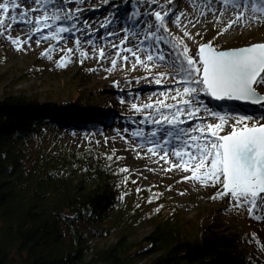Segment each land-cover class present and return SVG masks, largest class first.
Returning <instances> with one entry per match:
<instances>
[{
  "label": "trees",
  "instance_id": "16d2710c",
  "mask_svg": "<svg viewBox=\"0 0 264 264\" xmlns=\"http://www.w3.org/2000/svg\"><path fill=\"white\" fill-rule=\"evenodd\" d=\"M109 2L104 7L112 18L119 13L134 24L141 16L139 0H114L112 8ZM161 35L172 52L173 37H180L170 30ZM200 99L243 115L233 103ZM86 104L79 97L41 103L12 93L0 99V264H260L250 230L229 234L220 224L185 219L157 191L128 201L133 188L100 146L73 149L54 135L47 147H32L55 131L87 137L101 130L105 122ZM143 227L149 234L138 240Z\"/></svg>",
  "mask_w": 264,
  "mask_h": 264
},
{
  "label": "rangeland",
  "instance_id": "374dc122",
  "mask_svg": "<svg viewBox=\"0 0 264 264\" xmlns=\"http://www.w3.org/2000/svg\"><path fill=\"white\" fill-rule=\"evenodd\" d=\"M19 2L21 3L19 9H12L9 3L10 12L6 17L0 10V19L5 21V26L0 28V31L5 32L4 36H0V99L4 94L9 93L15 96L23 94L26 97L32 95L37 97L41 103L49 100L66 103L72 98L79 97L87 103V112H93L105 122L101 130H96L87 137L78 133L55 131L48 133V138L33 143L32 147L35 149L40 146L47 147L54 135L61 143L73 149L84 148L87 143L100 146L103 151L113 156L118 167L129 169L128 172L121 173L125 176V184L133 188L126 195L128 201L138 198L140 191H157L164 194L185 219L200 221V223L220 224L223 231L229 234H241L250 230L255 234L256 240L253 252L258 256L260 264H264V220L251 218L246 210L232 208L231 205L234 202L230 201L227 196L213 199L223 191L221 185L203 187L198 182L185 180L184 177L190 176L191 173L176 168L172 171H165L170 164L159 160L158 156L147 153V147L154 146L147 140L155 139L150 134L160 126L149 122L151 119L149 114L153 110L146 109L142 113H137L131 105L136 103L142 106L146 103H154L156 99H163L160 93L180 87V85L174 84L171 79L161 85H156L152 82L156 74L171 73L170 68L155 67L148 72L142 65H137L133 69L134 58L121 51V56L129 55V60L123 61L116 55L120 50L113 47V44L119 45L125 35L129 36V41L124 47H134L138 44L139 38H142L147 31L144 22L155 23L154 17L144 14L145 10H160L159 6L152 4L149 8L147 4L140 3L141 16L136 23L132 24L125 23L119 13H116L113 18L110 17L108 8L104 7L105 0L68 3L67 8L81 10L78 14L79 18L70 23V26L73 23L76 24L73 35L63 34V39L57 41L41 39V34L35 33V26L24 22L28 18L34 21L42 14L31 12L29 17L23 15L30 7H37L32 0H19ZM160 2L172 12V15L167 18V26L171 34L183 39L190 49L189 54L194 57L201 44L211 43L217 51H225L264 43V24L233 27L224 32L225 25L235 18L236 12L231 5H228V11L221 16L223 6L219 0H213L212 8L216 16L220 17V22H216L213 13L205 7L208 0H176L173 4H167V0H160ZM114 5V0H111L107 7L112 8ZM179 13H185V15L181 17L180 26L177 27L173 20ZM247 15L254 14L249 11ZM101 25L107 26L101 27ZM55 28L56 26L45 29L43 35L51 36ZM184 32L190 33L192 39L185 37ZM221 32L224 34L221 35ZM132 33L137 35L133 36ZM29 36L31 39H27ZM9 37L19 38L21 41L27 40V43L23 45V50H16V46L11 43ZM76 40L81 41L80 45H76ZM147 43L151 44L152 41ZM93 47L97 51L94 52ZM100 47L104 48L105 53L110 50V57L99 60L98 49ZM159 47L169 54V62H171L172 52L166 47L164 41ZM69 48L73 49L72 54L67 52ZM81 51H86L89 58L84 59L79 56ZM45 52L48 56L43 55ZM143 56L144 54L141 53L142 59ZM65 58H70L71 62L65 67H60L61 60ZM113 59L117 60L114 69L111 68ZM81 60L83 63H80ZM121 100L124 103H121ZM200 100L213 111L232 116L204 102V99ZM166 102L175 103L171 99ZM236 106L239 108L238 112H242L243 115L259 117L264 113V107L260 105L257 109H251V106ZM200 115L206 118L205 122H213L212 118L203 111ZM146 116L149 117V121L145 120ZM199 122L193 120L181 127L191 128ZM260 122L264 123V120ZM188 124L189 127H187ZM136 131H143L144 139L131 135ZM158 136L163 138V133L158 132ZM169 147L171 150V146ZM169 159L173 164L178 163L174 157H169ZM149 231L147 227L139 228L136 238L140 240L146 237ZM113 240L110 239L107 243ZM103 242L98 238L94 240V243L100 245Z\"/></svg>",
  "mask_w": 264,
  "mask_h": 264
},
{
  "label": "snow or ice",
  "instance_id": "6c2138e0",
  "mask_svg": "<svg viewBox=\"0 0 264 264\" xmlns=\"http://www.w3.org/2000/svg\"><path fill=\"white\" fill-rule=\"evenodd\" d=\"M83 2L84 0H32L37 7H30L23 15L29 17L31 12L42 14L34 21L28 18L24 22L34 25L35 33H40L41 39L62 40L63 34L73 32L76 28L75 23L70 27H56L51 36L43 35L44 30L53 28L55 22L64 19L78 20L81 10L56 5ZM139 2L147 4L149 8L152 4L159 6L160 10L146 9L144 13L154 17L155 23L144 22L146 34L139 38V43L134 47H124L129 41L128 35L123 37L119 45L113 44V47L120 50L116 55L123 61H128L129 55L134 58L133 69L137 65H142L146 71L151 72L155 67H168L172 70L171 73H157L152 82L161 85L171 79L174 84L180 85L160 93L163 99H156L154 103H146L142 106L136 103L131 105L137 113H142L146 109L153 110L149 114L150 121L148 116L145 120L160 126L150 134L155 139L147 140L149 144L154 145L147 147V153L158 156L159 160L170 164L165 171L176 168L191 173L190 176L184 177L185 180L198 182L203 187L221 185L223 191L213 199L227 196L234 202L232 208L246 210L251 218L264 220V123L260 122L264 120V113L259 117L229 116L213 111L199 99L204 95L217 101H243L264 107V95L257 91L259 86L264 85V75H262L264 74V43L231 51H217L211 43H206L198 46L194 57L189 54L190 49L183 39L173 37L171 48L175 59L169 62V54H166L159 45L164 40L161 32L169 33L167 18L172 12L160 0H139ZM9 3L12 9L21 8L19 0H0V10L5 17L10 12ZM173 3L174 0H167V4ZM212 3L213 0H208L205 7L213 13L216 22H220V17L216 16ZM219 3L223 6L221 16L228 11V5H231L236 12L235 18L225 25L224 32L233 27L264 24V0H250V2L243 0L242 3L240 0H219ZM249 11L254 15H247ZM134 15L138 18L139 11ZM184 15L185 13H179L175 16L173 22L177 27L180 26L181 17ZM4 26L5 21L0 19V28ZM106 26L101 25V27ZM224 32L220 34L223 35ZM4 35L5 32L0 31V36ZM132 35L137 34L132 33ZM183 35L192 39L188 32H184ZM9 39L16 46V50H23V45L27 43V40L21 41L19 38L9 37ZM27 39H31V36ZM148 41L152 43L148 44ZM75 43L80 45L81 41L76 40ZM92 50L97 51L95 47ZM121 51L129 55L121 56ZM67 52L72 54L73 49L69 48ZM98 53L99 60L105 58L103 47L98 49ZM141 53L144 54L143 59ZM43 55L48 56V53L45 52ZM79 56L84 59L89 58L86 51H81ZM69 62H71L70 58L62 59L59 66L65 67ZM80 63H83V60ZM116 65L117 60L113 59L111 68L114 69ZM169 99L175 103H167ZM121 103L124 101L121 100ZM202 111L211 117L213 122H205L206 118L200 115ZM193 120L200 122L191 128L181 127ZM158 132L163 133V138L158 136ZM131 135L144 139L145 134L143 131H136ZM169 157H174L178 163H171ZM107 159L111 160L113 157L108 156ZM120 171L128 172L129 169L123 168ZM151 202L149 200V203Z\"/></svg>",
  "mask_w": 264,
  "mask_h": 264
},
{
  "label": "water",
  "instance_id": "95a60500",
  "mask_svg": "<svg viewBox=\"0 0 264 264\" xmlns=\"http://www.w3.org/2000/svg\"><path fill=\"white\" fill-rule=\"evenodd\" d=\"M246 47H248V46H246ZM242 48H244V47H242ZM238 49H240V48H238ZM238 49H236V50H238ZM198 50V49H197ZM232 50H235V49H232ZM225 51H231V50H225ZM197 53V52H196ZM195 53V54H196ZM211 98V97H210ZM212 99V98H211ZM212 100H214V99H212ZM214 101H216V102H221V101H217V100H214ZM225 101H227V102H231V103H233V104H235V105H240V106H257V105H253V104H251V103H247V102H243V101H229V100H225ZM223 190V189H222Z\"/></svg>",
  "mask_w": 264,
  "mask_h": 264
},
{
  "label": "bare ground",
  "instance_id": "6f19581e",
  "mask_svg": "<svg viewBox=\"0 0 264 264\" xmlns=\"http://www.w3.org/2000/svg\"><path fill=\"white\" fill-rule=\"evenodd\" d=\"M110 57V50L106 53V56L104 59ZM257 91L261 94V95H264V85H261L257 88ZM258 106V105H257ZM257 106H251V109L254 108V109H257ZM187 127H189V124L187 125Z\"/></svg>",
  "mask_w": 264,
  "mask_h": 264
}]
</instances>
